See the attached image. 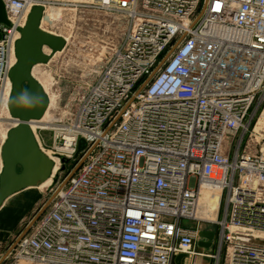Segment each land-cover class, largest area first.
<instances>
[{
  "label": "built area",
  "instance_id": "built-area-1",
  "mask_svg": "<svg viewBox=\"0 0 264 264\" xmlns=\"http://www.w3.org/2000/svg\"><path fill=\"white\" fill-rule=\"evenodd\" d=\"M2 1L0 116L20 31L34 7L44 19L53 5ZM69 5L127 27L72 121L51 128L54 155L76 167L12 246L14 264H264V0ZM204 186L226 206L209 221L215 256L196 250Z\"/></svg>",
  "mask_w": 264,
  "mask_h": 264
},
{
  "label": "rangeland",
  "instance_id": "rangeland-1",
  "mask_svg": "<svg viewBox=\"0 0 264 264\" xmlns=\"http://www.w3.org/2000/svg\"><path fill=\"white\" fill-rule=\"evenodd\" d=\"M51 1L53 5L45 17L42 28L64 38L66 47L54 55L51 50L45 49L47 55H52L50 62L36 66L33 70L34 78L46 87L47 95L49 99L51 98L49 101L53 100L50 102L48 118L35 124L33 132L44 152L58 159L59 170L47 190L25 203L13 200L15 196L26 193L24 190L8 199L0 210V260L76 167V162H64L58 155H54L55 133L47 128H50L51 124H66L72 121L101 68L120 45L127 27V22L121 15L69 5L73 2L79 5L89 0ZM63 3L65 4L61 5ZM51 15L53 18L50 19ZM3 117L4 122L0 126V146L3 136L13 127L12 120L6 115ZM225 208L223 200L218 217L220 220L224 217ZM184 223L188 227H195V223ZM199 227L202 232L213 233L214 240L211 247L204 251L200 243H207V240L201 238L196 244V250L210 256L217 255L218 227L206 220H203ZM199 259L206 261V264H216L213 259L207 257H185L182 264H198ZM2 264H14L13 258L9 256Z\"/></svg>",
  "mask_w": 264,
  "mask_h": 264
},
{
  "label": "water",
  "instance_id": "water-1",
  "mask_svg": "<svg viewBox=\"0 0 264 264\" xmlns=\"http://www.w3.org/2000/svg\"><path fill=\"white\" fill-rule=\"evenodd\" d=\"M43 16V7L33 8L16 44L17 62L10 72L12 91L8 108L11 117L18 123L8 132L1 149L3 168L0 175V210L10 197L48 181L53 176L55 167L54 162L39 147L32 130L33 122L41 121L50 105L43 86L33 76V70L36 66L50 62L52 55H47L45 49L51 50L53 55L60 53L66 47V40L42 28ZM0 24H8L2 0ZM156 73L157 71L154 75ZM153 76L147 79L139 92L147 86ZM82 148L81 142L79 150ZM201 238L208 240L209 243H200V246L210 248L214 234L202 232ZM12 250L13 248L0 260V264L9 257ZM185 257L178 256L175 263L182 264Z\"/></svg>",
  "mask_w": 264,
  "mask_h": 264
},
{
  "label": "bare ground",
  "instance_id": "bare-ground-1",
  "mask_svg": "<svg viewBox=\"0 0 264 264\" xmlns=\"http://www.w3.org/2000/svg\"><path fill=\"white\" fill-rule=\"evenodd\" d=\"M53 18V15L50 16V19ZM54 20V19H53ZM45 21V18L43 19L42 21V24L44 23ZM34 76V75H33ZM40 83V82H39ZM41 84V83H40ZM42 85V84H41ZM45 92L47 93V89L46 87H44V85H42ZM55 97V96H54ZM51 99V98H50ZM49 99V100H50ZM53 101V100H51ZM50 101V102H51ZM52 104V103H51ZM51 105L49 106V109H50ZM49 109L47 111V113L45 114V117L42 119L43 121H46V119L48 118L49 116ZM4 115H6V117H8V119H11V115H10V112L9 110L3 112V114L0 116V126L3 125V122H4ZM8 121V120H7ZM13 122V127H15L18 123L17 120H12ZM11 123V122H10ZM35 124H37V122H33L32 124V128L34 130V127H35ZM12 127V128H13ZM50 128H47V129H51L52 127H56L55 124H51L49 125ZM10 128L8 130V132L12 129ZM8 132L3 136V138L5 139L6 141V138H7V134ZM3 139V140H4ZM50 159L54 162L55 164V167H54V171H53V176L46 182L44 183H41L39 185H37L36 187H32V188H28L26 189V193L24 194H21V195H17L14 197L13 200L17 201V202H20V203H25L27 201H29L31 198H34L36 197L37 195L41 194L42 191H45L49 188V186L51 185L52 183V178L54 177V175L57 173V171L59 170V161L58 159L56 158H53L52 156H49ZM0 159H1V148H0ZM2 162V160H1ZM2 165V163H1ZM28 190V191H27ZM18 194V193H17ZM16 195V194H15ZM220 195H221V192L219 191V189L217 188H207V186H204L203 189H202V192H201V196H200V199H199V206H198V210H197V217L199 219H202V220H206V221H210V222H213L216 220V217H217V214H218V211L220 209ZM13 197V196H12ZM11 198V197H10ZM9 198V199H10ZM12 201V200H11ZM10 201V202H11ZM9 202V203H10ZM6 203V202H5ZM4 203V204H5ZM4 206V205H3ZM2 209V208H1Z\"/></svg>",
  "mask_w": 264,
  "mask_h": 264
},
{
  "label": "crops",
  "instance_id": "crops-1",
  "mask_svg": "<svg viewBox=\"0 0 264 264\" xmlns=\"http://www.w3.org/2000/svg\"><path fill=\"white\" fill-rule=\"evenodd\" d=\"M184 226H186L185 223H184ZM207 243H209L208 240H207ZM208 249H209V248H203L204 251H206V250H208ZM175 264H176V263H175ZM198 264H206V261H204L203 259H202V260L199 259V260H198Z\"/></svg>",
  "mask_w": 264,
  "mask_h": 264
}]
</instances>
